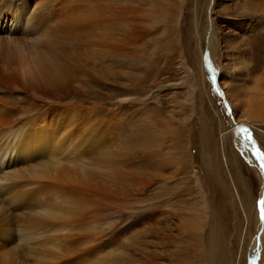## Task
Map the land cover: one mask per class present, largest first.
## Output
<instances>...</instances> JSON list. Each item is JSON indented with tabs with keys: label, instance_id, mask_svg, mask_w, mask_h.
<instances>
[{
	"label": "rangeland",
	"instance_id": "374dc122",
	"mask_svg": "<svg viewBox=\"0 0 264 264\" xmlns=\"http://www.w3.org/2000/svg\"><path fill=\"white\" fill-rule=\"evenodd\" d=\"M46 1L49 9L65 1L71 7H88L87 0ZM96 1L108 19V27L99 32L113 36L114 51L97 58L89 65L91 70L86 67L68 91L52 96L26 97L19 95L20 88L0 83V100L16 106H0L6 122L12 114L7 127L1 128L0 143H9L10 131L39 117H32L36 109L29 111L30 103L63 109L78 106L86 113L77 123L89 114L86 118L94 121L95 128L90 133L84 129L86 133L78 137L73 134L76 147L72 146L91 151L93 160L109 159L110 171H92L102 184L100 191L90 195L93 203L86 221L66 233V242V237L57 239V246L52 237L60 232L46 222L60 215L44 213L40 206L61 207L66 202L46 194L45 200L41 196L14 204L23 194L19 191L26 190L23 180L47 179L44 168L53 167L49 157L42 152V157L1 170L0 182L8 187L0 189V260L84 264L88 257L89 264H250L249 252L260 234L257 264H264V220L260 219L264 160L255 154L257 149L264 153L261 1ZM9 29L2 31L7 34ZM209 44L214 49L211 57ZM233 118L247 123L232 129ZM152 122L158 128L153 129ZM60 137L64 153L81 155L71 153L69 137ZM101 141L106 146L102 151ZM34 165L43 171L36 174ZM69 183L67 188L72 187ZM31 218L46 220V226L35 228L36 233L47 228L39 239L31 234L33 228H27ZM42 253L55 257L47 261Z\"/></svg>",
	"mask_w": 264,
	"mask_h": 264
},
{
	"label": "bare ground",
	"instance_id": "6f19581e",
	"mask_svg": "<svg viewBox=\"0 0 264 264\" xmlns=\"http://www.w3.org/2000/svg\"><path fill=\"white\" fill-rule=\"evenodd\" d=\"M52 1L50 0L51 3H53ZM87 1L88 3H86L88 7L86 9H84V7L80 5L71 7L69 4L70 1H65L63 5L58 2L61 5L60 6L58 4L60 7L56 4L57 2L55 1L56 3L54 4H56L59 8L49 9V7L46 6L47 3L44 4L43 0H0V83L3 82V84H6V86L10 88H20L19 95L22 96L29 97L32 93L52 96L53 94H59L65 90L68 91L71 88L72 84L80 78L82 73H84L86 67L91 65V63H93L104 53L113 52L115 48L112 43L113 36L109 33L101 34L99 32V30L105 29L104 26L108 27V19L105 18V14L102 11V5H100L96 0ZM260 1L259 11H264V0ZM51 3L48 2V4L50 5ZM40 5L42 7H40ZM8 13L11 14V18H8ZM36 18H38L37 21ZM7 27H10V29L7 34H4L2 30L7 29ZM212 35L213 34L211 33L210 43L212 42ZM211 44H209L211 50L209 52V56L210 53L213 54L212 51L214 50L213 45ZM89 67L91 70V66ZM16 90L19 91V89ZM0 103V106L3 105V108L7 106L9 108L14 107V105L9 106L10 104L8 102L2 101V99L0 100ZM39 104L40 103H30L29 105L31 106L28 107V110L30 108L29 111H33L34 109H36V113H32V117L35 114H37L39 117H37V119L33 121H28V119L27 122H25L19 128L10 131L8 135L10 141L9 143H0V146H3V148H0V171L3 169L7 171V169L9 170V168H11V166L16 164L18 165V163L22 161L28 163L34 159L39 158L43 153H45L43 154V156L47 155L49 157L50 160H47L49 163L50 161L52 162L51 164H53V167L50 165V170H48L49 168L45 169L43 167L44 173L47 175V179L39 180L38 178H30L27 181L23 180V182L21 183H24L22 184V186L26 187V190L19 191L23 194L15 198L14 204L15 206H18V202L20 201L22 203L23 200L30 198L36 200V198L41 196L43 197L44 195L47 196L48 194L49 196L52 195V197L54 195L55 198L53 197V199H55L56 201H59L61 203L66 202L67 205L63 206L61 204L59 205L61 207H55L53 206V204L52 206L50 204L47 205V202L44 203L47 206H42V204L40 206L42 207L41 210H43L44 213H48L50 215V213L56 212L60 215L57 217L56 221L52 222V219L50 220L49 218L50 223L46 222V220L45 222L48 223L47 226H49L50 224L53 227L51 228L54 229L55 232H60V235L52 237L55 238V240H53L54 243L57 239L63 240L65 237L66 240L64 239L63 241L66 242L67 237L69 236L66 235V233H68V231H72L71 229L75 230L79 224H82L83 221H86L85 217L87 216V210L93 203L91 196H93L92 194H94L95 192L100 191L99 189L101 188L102 184L97 180L95 181L92 171L107 170L108 165H110L111 162L109 159L93 160V158L89 155L91 151L89 153H85L80 152V149H78L77 151L80 152L81 155H79L80 157L77 155V158L75 155V157H72L70 153L67 154L63 151V147H65L64 139H62L63 137L61 138L60 136L65 135V137L70 138L71 136L73 137V134H76L75 136H77V134L79 135L83 133L84 129L91 130L95 128V123L93 124L94 121H91V119H89V114L86 115L89 118H86L85 116L82 122L80 120L81 123H77L78 117L83 116L82 114L86 113L80 107H74L72 105V107L69 106L63 109L59 108L58 106L55 107L48 104V106H43L42 104ZM14 108H16V106ZM4 111L5 110L1 112L0 109V131L2 127L6 128L8 121L11 120L12 112L10 113L11 115H9L10 119L8 118L6 122V119L2 114ZM61 117L66 118L67 120L64 122L58 121ZM231 123L233 124L232 129H235L236 125L241 126L242 124H246L247 122L244 120L239 122L233 118V121ZM151 126L153 127V129L158 128L157 124L153 122L151 123ZM90 130L88 131L89 133ZM92 135L93 134L91 132L90 136L92 137ZM75 138L76 137H74L73 139L76 140ZM73 139H67L68 141L70 140L68 148L72 150L71 153H73V151L74 153H77L75 148L72 146V144L75 146V144L72 143ZM97 140L99 141V139ZM65 142L67 141L65 140ZM90 147L92 149L93 145ZM104 147H106L104 146V143L99 146L101 151ZM87 154L89 157L87 156ZM104 155L105 154H102V156ZM41 160L43 162H46L44 161L46 160L44 157ZM68 163H71L73 165V167H71L74 169L70 168ZM26 166L28 169L30 165L28 164ZM34 166H31V168ZM37 167L39 166H36V171ZM24 170L28 172L29 169ZM33 171L34 169L32 168V172ZM42 171L41 169H38V171L35 173L39 174V172L41 173ZM67 182H70L69 184H71L72 187L67 188ZM7 185L8 184L0 182V189L3 190L4 188L8 187ZM43 198L45 200V197ZM38 202L40 205L41 200ZM54 214H52L51 216H53ZM29 220H32V222L30 221L28 223L27 228H33V230H31L33 231L31 232V234L34 235V237L36 234V239L38 238L37 236H41V234L44 235L46 233L47 228H45L46 231H43L45 233L40 232V234L36 233L35 231V228L39 229L37 228L38 224L40 225L44 223L43 225L46 226L44 219L39 220L43 221L40 223L39 221L35 222L32 218ZM26 222H28V220ZM21 233H23V231ZM31 234H28V236ZM259 236L260 234H258L257 240L254 242L251 251L249 252L250 264H257L258 261L260 247ZM161 238L163 239V237ZM58 240L56 242V245L58 243L57 246L60 245ZM51 242L52 241L50 240V244ZM44 244L45 242L43 241V245ZM69 247L71 248V246ZM41 256L42 258L47 259V261L48 258L51 259L52 257L51 255V257H48L49 255H44L43 253ZM53 257L55 256L53 255ZM89 258H91L90 261H92L94 257L90 256ZM86 259V261L88 262V257ZM81 260L83 261V259ZM86 263L84 262V264ZM0 264H3L1 260ZM87 264H89V262ZM104 264H109V262L106 261Z\"/></svg>",
	"mask_w": 264,
	"mask_h": 264
},
{
	"label": "snow or ice",
	"instance_id": "6c2138e0",
	"mask_svg": "<svg viewBox=\"0 0 264 264\" xmlns=\"http://www.w3.org/2000/svg\"><path fill=\"white\" fill-rule=\"evenodd\" d=\"M241 130L244 131L245 133L248 132L247 128H242ZM247 138L251 139V136L249 135ZM255 154H256L257 157L261 158V160H264V153H261L258 149L256 150ZM262 167H264V165H262ZM260 203H261L260 219L264 220V201H261Z\"/></svg>",
	"mask_w": 264,
	"mask_h": 264
}]
</instances>
